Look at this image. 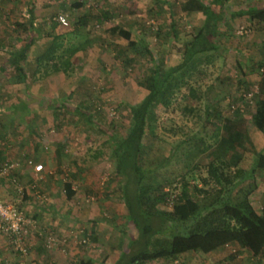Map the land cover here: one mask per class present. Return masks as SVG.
<instances>
[{"label": "rangeland", "instance_id": "obj_1", "mask_svg": "<svg viewBox=\"0 0 264 264\" xmlns=\"http://www.w3.org/2000/svg\"><path fill=\"white\" fill-rule=\"evenodd\" d=\"M69 1L71 0H62L59 3L64 2L61 4L63 6L68 5ZM183 1L85 0L83 6L68 14L72 23L81 13L91 9L89 27L81 30L83 34L72 36L74 38L71 42L85 44V48H78L73 52V69L70 75L53 73L38 79V91H28L27 97L1 98V145H10L7 148L10 153H15L17 148L26 153L34 149L37 157L34 155L33 161L42 163L43 167L44 160L54 159L57 146H63L56 172L51 168V174L48 172L49 168L44 167L46 176L42 172V178L38 181L45 182L46 186L52 185L59 191L64 181L71 179L72 188L79 193V198L71 201L69 209L72 217L78 216L83 204L92 205L96 209L95 215L91 217L94 218V225L100 223L99 236L93 235L83 225H68V217L59 210L62 208L60 193L52 195L44 190L40 192L47 199L38 198L37 207L49 209V221H60L63 227L61 233L54 230L55 233L68 236L66 251H54L71 257V264L83 261L79 262V257H73L76 250H89L98 256L114 253L121 250L123 239L134 233V226L125 216L121 199V177L115 173L109 159V136L126 134L131 117L129 105L138 102L144 95L145 88L141 83L155 65L154 62L164 68L181 63L184 44L191 40L203 19V14L199 11L182 10ZM203 2L208 5L210 0ZM55 3L54 0L53 4ZM13 6V0H0V30L8 35L20 29L18 23L29 21V17L21 18V12L16 14L12 11ZM19 7L23 9L24 15L27 14L24 11L29 9L26 1H20ZM255 9L264 10V0H226L222 7L216 8L221 33L216 38L218 50L214 52L215 58L210 63H205L204 74L191 80V91L183 87L171 107H158L156 110V126L153 132L148 130L144 137L140 164L147 170V176L153 178L145 182L157 181L164 185V191L170 193L169 200L157 203V210L172 209V201L180 192L178 188L182 175L188 177L192 185L196 184L209 193L218 189L207 173L210 154L198 153L196 140L190 138V142H183L175 156L173 149V145L178 144L177 141L187 140L192 136L203 139L206 145H215L216 138L218 140L220 137L221 124L214 116L207 114L210 108L218 109L223 118L234 117L236 111L246 118L248 134L244 143L235 150V154L241 157L239 168L249 170L252 167L255 150L264 153V135L252 123L253 103L242 96L236 85L240 75L244 74L250 86L259 87L264 73V45H261L264 41V15L256 13ZM106 10L109 11L106 14L108 17L100 23L95 22L100 11ZM56 13L57 11L52 12L44 20L37 19V26L42 30V36L46 31L52 34L64 32L63 47H66L69 36L65 31L68 29L57 26L51 31L50 24ZM114 25L129 29L133 40L152 49L154 59L151 61L142 53L132 51L127 40L110 32V27ZM130 25H134L133 28ZM171 26L176 34H173ZM241 27L247 31L240 33ZM25 34L23 35L26 37ZM43 37L44 40L33 51L34 55L49 44L51 37ZM5 46L8 49L13 47L9 43ZM62 54L66 56V52ZM3 57L5 54L1 51V59ZM130 57L134 59L128 62ZM42 71L35 76L41 75ZM1 75H4L2 71ZM229 76L233 77L232 81ZM77 105L90 109L99 124L97 128L86 115L76 110ZM24 106L28 108L24 109ZM190 152L193 155H187ZM43 156L46 158H41ZM254 175V179L246 178L237 186L235 196H248L254 207L260 209L264 204V170L257 171ZM57 181L58 185L55 183ZM44 186L43 184L39 190ZM199 200L202 203L210 198L204 194ZM64 202L67 210L68 203ZM53 205H56L54 211ZM175 229L181 227L176 226L172 230ZM75 233L86 237V243H79L77 238L72 237ZM93 238L100 239L97 242L99 246ZM156 238L161 240L166 236L158 234ZM109 242L113 247L108 246ZM178 262L184 264L182 261Z\"/></svg>", "mask_w": 264, "mask_h": 264}, {"label": "trees", "instance_id": "obj_2", "mask_svg": "<svg viewBox=\"0 0 264 264\" xmlns=\"http://www.w3.org/2000/svg\"><path fill=\"white\" fill-rule=\"evenodd\" d=\"M225 1L210 0L208 5L203 0H184L182 2V10L199 11L204 15L203 24L198 27L191 40L184 44L181 63L164 68L154 62L155 65L152 66L149 74L141 83L145 88L144 95L138 102L129 105L131 117L126 134L119 137L109 136L111 143L109 159L115 173L121 177V199L124 204L125 216L134 226V233L123 239L120 254L111 264H146L157 259H174L188 251L208 254L229 244L237 245L240 252L248 251L259 262L264 261V204L260 209H257L248 196H235L238 185L242 184L246 178L254 179V174L257 171L264 170V153L259 150L253 152L254 163L249 170L238 167L241 157L235 154V150L244 143L248 134L247 121L243 114L236 111L234 117L223 118L221 112L212 107L207 111V114L214 116L221 124V127H218L220 137L218 140L216 138L214 146L204 144L203 139H197L196 136L188 137L189 140L177 141L178 144L173 145L175 156L178 147L183 142H190V138H193L198 142L196 145L198 153L210 154L207 173L218 186L214 193H209L207 190L197 187L196 184L192 185L188 177L182 175L178 188L180 192L172 201V209L170 211L157 210V203L161 200H169L170 193L164 191V185L157 181L145 182L147 179L153 178L147 176V170L140 164L144 137L148 130L153 132L156 126L157 108L168 109L171 107L183 87H187L191 91V80L204 74L206 72L205 63H210L215 58L214 52L216 53L218 50L216 38L221 33L216 8L222 7ZM76 4L75 9H79L84 2ZM90 10L87 9L72 23L69 21L67 27H64L68 29L65 32L69 36L65 48L63 47L64 32L56 34L44 32V36H50L51 39L46 49L36 58L35 75L40 70L43 71L34 79H41L57 72L70 75L73 69L71 62L73 52L78 48H85V44L71 42L74 38L72 36L83 34L81 30L89 27L91 24ZM255 11L264 15V10L255 9ZM108 12L107 10L100 11L101 14L97 16L95 22H102L104 18L108 17L106 15ZM29 13V21L18 23L20 29L13 31L17 43L24 40L22 44L11 50L0 48V51L5 53L7 61L21 76L18 77L17 82L26 79L24 66L30 46L35 40L32 30L42 31L37 25L34 26L33 14L31 11ZM50 25L52 31L59 24L52 19ZM170 29L173 34H176L172 26ZM110 32L127 40L132 51L142 53L151 61L154 59L152 49L133 40L129 29L114 25L110 27ZM24 33L27 36L22 39L20 35ZM62 52H66V56H63ZM133 59L130 57L128 62ZM229 80L232 81L233 77L229 76ZM236 85L242 93L252 88L244 74L240 75ZM253 98L252 123L264 135V73L260 80L259 90ZM75 108L86 115L93 126L96 128L99 126L88 107L77 105ZM0 148L2 156L6 152L7 146L1 145ZM62 148L63 146L59 145L55 149V158L58 164H60ZM228 152L229 154H227ZM188 154L193 155L191 152ZM203 182L206 183V180L203 179ZM62 185L65 197L67 200H71L76 195L71 179L65 180ZM204 194H207L210 200L201 203L199 198ZM176 226H180L181 229L172 230ZM158 234L165 235L166 238L159 240L156 238ZM237 252L239 251L236 250L232 254ZM80 264H84V262L81 261ZM262 264L264 263L262 262Z\"/></svg>", "mask_w": 264, "mask_h": 264}, {"label": "crops", "instance_id": "obj_3", "mask_svg": "<svg viewBox=\"0 0 264 264\" xmlns=\"http://www.w3.org/2000/svg\"><path fill=\"white\" fill-rule=\"evenodd\" d=\"M20 1H26V5L29 9H25L27 14L24 15L23 9L19 7ZM54 0H13V4L15 6L12 7V11L17 13L21 12V18L29 17L30 18V11L34 17V26L37 25L36 20H44L47 19V16L57 11L63 12L65 14H70L74 6H76L77 2H84L85 0H71L68 2V5L64 4L61 6L62 3L60 0H55V5L53 4ZM235 1V0H232ZM83 6V5H82ZM24 8V7H23ZM21 10V11H20ZM74 11V10H73ZM111 14V13H110ZM202 14V13H201ZM171 15V14H169ZM36 18V19H35ZM204 22V15L202 22L200 23L199 27ZM220 23V21H219ZM133 24V23H132ZM60 26V25H58ZM132 28L133 26L130 25ZM61 27V26H60ZM221 30V28H220ZM136 32H139L136 29ZM32 36L35 38L34 42L30 46V51L28 54L27 61L25 63V70H26V79H21L19 82L16 80L20 75H18V71L11 65L10 62L7 61L6 57L1 59V51H0V113H1V98L5 99H12L15 97H27L28 91L35 90L38 91L37 82L38 79H34L35 71L37 67L36 58L39 56L43 51L33 54L38 48L39 44H41L42 40H44V35L42 36L40 32L36 30H32ZM40 34V35H39ZM26 35V34H25ZM14 34L8 35V33H4L3 30H0V48L8 49L5 46L6 43H9L11 49L14 47H19L24 40H20L19 43L15 40ZM23 39L24 35H20ZM47 37V36H46ZM264 39V38H263ZM50 43V40L48 41ZM264 45V41L261 43ZM47 47V46H46ZM45 47V49H46ZM264 47V46H263ZM9 48V50H11ZM5 54V53H4ZM33 66V69H32ZM1 71L4 75H1ZM5 72V73H4ZM21 77V76H20ZM48 77V76H47ZM48 81V79L46 80ZM15 86V87H14ZM48 91V90H47ZM47 93V92H46ZM44 94V93H43ZM48 94V93H47ZM24 109L28 108V106H24ZM23 146L25 143L22 141ZM32 145V144H31ZM7 148L10 145H6ZM0 147H1V123H0ZM21 148V147H20ZM1 150V148H0ZM12 152V151H11ZM55 154V152H54ZM34 153V149L30 150L28 153L25 151H19L18 148L15 153H10L9 149L1 156L0 153V167L5 162L14 163V167L10 170L9 175H4L0 177V195L4 202L7 203H14L19 208H21L26 217L29 219L30 222V235L28 237V241L30 242V252L27 256L24 257V260L27 264H71L69 256L61 255L59 252L56 251H48L45 249L44 245V236L49 233L50 231L57 230L61 233L63 229L60 221H49L48 219V211L49 209H39L37 207V193L42 192H50L52 195L56 193H60L62 196V201L60 206L62 207L61 210L64 213L65 217H68V225L69 226H81L87 227L89 230L92 231L93 235H100V229L98 230V225H94V218L91 217L95 215L96 209H94L92 205H82L81 209L78 211V216L75 218L74 216H70V209H71V201H76L79 198V193L76 191V195L71 199L67 200L65 197L64 187L62 185L61 190L55 189L52 185L46 186L45 182H39L37 180V176L33 171L32 167L27 165L28 159H35L37 157ZM54 156V155H53ZM41 158H46L43 156ZM44 167L49 168V173L52 174L51 168L56 172L55 168L57 167V159L54 156V159L50 158L49 160H44ZM44 169V177L46 176V170ZM55 178V177H54ZM58 185V181L55 182ZM45 185L41 190V186ZM40 186V187H39ZM55 186V185H54ZM47 187V188H46ZM68 203L67 210L64 208L66 206L65 202ZM252 204H254L252 202ZM262 207V206H261ZM53 211L56 209V205L52 206ZM58 208V207H57ZM70 208V209H69ZM93 218V219H91ZM93 224V225H92ZM91 226V227H90ZM100 228V227H99ZM68 230V229H67ZM61 235V234H60ZM99 238V237H98ZM95 240V238H93ZM100 240V239H99ZM99 240H95V244L99 246ZM124 242V241H123ZM108 246L113 247V244L109 242ZM123 247V246H122ZM239 251L237 253L232 254L235 251ZM116 251V250H115ZM239 250L237 245L229 244L225 245L219 249L211 251L208 254H204L201 252H194L188 251L177 256L174 259H157L151 262H147L146 264H175L178 261H182L184 264H260L259 260L253 258L248 251ZM54 252V253H53ZM76 255L73 257L78 258L79 262L83 259L87 261L86 264H111L113 263L119 256L120 251H116L114 253H106L105 255H95L91 253V251H82L78 252L77 250L74 251ZM73 254V253H72ZM247 257V258H244ZM23 259L19 253L13 251L11 244L9 243V239L5 235L0 234V264H18V262ZM264 263V261H261Z\"/></svg>", "mask_w": 264, "mask_h": 264}, {"label": "built area", "instance_id": "obj_4", "mask_svg": "<svg viewBox=\"0 0 264 264\" xmlns=\"http://www.w3.org/2000/svg\"><path fill=\"white\" fill-rule=\"evenodd\" d=\"M62 1V0H60ZM61 27H67L69 25L68 15L62 12L56 13L53 17ZM247 29L241 27L239 29L240 33L246 32ZM259 90L258 85H254L250 90L242 93V96L249 102L253 103V96ZM233 108V106H232ZM27 165L33 168L37 176V180L41 179V173L44 170L42 163H35L32 159L27 160ZM14 167V163L5 162L0 167V177L4 175H9L10 170ZM40 175V176H39ZM37 197L46 200L47 197L44 194L37 193ZM0 234L5 235L9 239V243L14 252L19 253L23 257L18 264H27L24 257L30 252V242L28 237L30 235V222L26 217L24 211L19 208L14 203L4 202L0 195ZM70 237V236H69ZM79 243H86L87 238L82 236V234L75 233L72 235ZM45 249L52 252L58 250L62 253L66 251L68 245V236L59 235L55 231H50L44 236Z\"/></svg>", "mask_w": 264, "mask_h": 264}]
</instances>
